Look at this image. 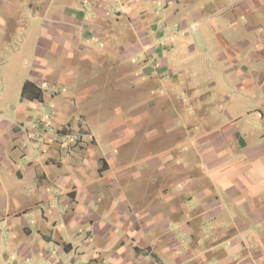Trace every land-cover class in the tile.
I'll use <instances>...</instances> for the list:
<instances>
[{
	"label": "crops",
	"instance_id": "crops-1",
	"mask_svg": "<svg viewBox=\"0 0 264 264\" xmlns=\"http://www.w3.org/2000/svg\"><path fill=\"white\" fill-rule=\"evenodd\" d=\"M11 44L0 264H264V0H0V92ZM210 46L223 68L204 83ZM113 72L143 89L132 103L182 102L162 134L172 149L118 156L130 139L113 134L139 133L147 115L125 113L108 138L87 104ZM26 82L42 102L21 99ZM61 133L80 140L64 149Z\"/></svg>",
	"mask_w": 264,
	"mask_h": 264
},
{
	"label": "rangeland",
	"instance_id": "rangeland-1",
	"mask_svg": "<svg viewBox=\"0 0 264 264\" xmlns=\"http://www.w3.org/2000/svg\"><path fill=\"white\" fill-rule=\"evenodd\" d=\"M208 49L211 50V52L209 51L204 53L202 52L205 56L203 58V56L201 55L200 59L202 60L205 58H211L209 60V64L206 66L205 60L203 62L201 60H197L198 64L195 63L196 69L200 70L199 79L204 81V83L212 75L210 71H213V73H215V75L211 79L216 80V78H218V76L222 74V68H223V65L220 66L218 65V63L215 62L216 61L215 53L218 52V50L213 46H210ZM17 50L18 47L15 44H11L9 46L6 57L4 55V58L2 60L4 62L3 64L4 70L2 69V73H1L3 79L1 84L2 90L0 92L2 109H6V106H10L11 104L14 105L15 102L18 100V97L20 96L19 95L20 86L18 87V82L20 81L21 73L20 70L16 68L17 59L15 54H13L14 52L16 53ZM132 78H134L133 75H130L129 77H125V75L122 74L120 77H118V73L113 72L112 73L113 81L111 86H109L110 84H108L105 87H102V84L100 82L99 84L98 82L94 84L96 86L97 93L93 94L94 101H92L91 104H87V105L93 106V108L100 110L98 116H100V119H104L106 121L109 128L110 137L108 138L112 137V134L114 133V132L112 133L113 129L115 128L122 129L125 126L126 118L122 117V115L126 113L128 117L134 119L137 115L139 114L141 115L145 113L147 117L145 118V121L142 123L143 128L141 127L142 130L139 133L130 134L127 137L121 136V133L119 132L118 133L120 135L116 133L113 134L116 144H118L119 141L123 138L130 139L129 143L131 144L126 142L123 147L124 150L128 149V152L123 150L120 151L119 148V150L117 151V153L119 152L118 154L119 157L120 156L124 158L136 157L138 162L145 163L147 159L146 157L147 154L152 153L153 155H162L163 153H166V151L173 148V140L171 139L173 138V136L171 137L167 136L165 139L163 137L168 133L169 128L173 127L172 126L173 123H176L175 121H178V119L174 116L176 115L175 104H177V107H180L182 105V102L176 98V99H172L170 102L167 101L161 103L155 101L153 95H151V97L145 96L146 97L145 100H149L151 98L145 104L132 103L137 98L142 96V93L144 92L143 89H141L139 92L134 89ZM157 81H155V79L151 80L152 87L154 82ZM202 81L199 82L198 85L200 86L201 90L205 92L206 87ZM103 89L106 91V93ZM181 92H183L184 94V91ZM182 99L184 98L182 97L181 100ZM182 108L185 109V107ZM21 120H22L21 123H25L23 119ZM78 120L79 119H77V121ZM101 123L102 125L100 127L105 128V123L104 122ZM34 133L35 132H31L30 134L34 135ZM156 133H160L161 134L160 137L162 138L156 137L155 141H153V137L156 135ZM38 136L42 137V134L41 135L39 134ZM63 139L64 138L61 139L60 146L65 145L64 149H68L69 139L64 140L65 142H63ZM141 141L143 142L141 143ZM13 156H14V152H13ZM15 156H18V152H16ZM118 159L121 160V158ZM127 162L129 163V160ZM137 169L143 174H145L146 171L149 170L148 165L137 166Z\"/></svg>",
	"mask_w": 264,
	"mask_h": 264
},
{
	"label": "trees",
	"instance_id": "trees-1",
	"mask_svg": "<svg viewBox=\"0 0 264 264\" xmlns=\"http://www.w3.org/2000/svg\"><path fill=\"white\" fill-rule=\"evenodd\" d=\"M21 99L22 100H28V101L42 102L43 93L33 83L26 82L23 86V89H22ZM61 134H64V133H61Z\"/></svg>",
	"mask_w": 264,
	"mask_h": 264
},
{
	"label": "built area",
	"instance_id": "built-area-1",
	"mask_svg": "<svg viewBox=\"0 0 264 264\" xmlns=\"http://www.w3.org/2000/svg\"><path fill=\"white\" fill-rule=\"evenodd\" d=\"M65 137H67V138H65ZM62 138L69 139V140H74V141H75V139L76 140H80V137L78 135L75 137V136H70V135H66V134H59L58 135V139H59L60 142H61ZM65 139H63V142H64Z\"/></svg>",
	"mask_w": 264,
	"mask_h": 264
}]
</instances>
